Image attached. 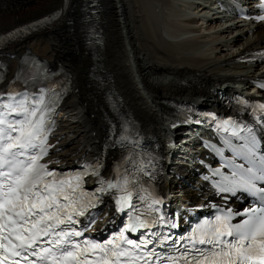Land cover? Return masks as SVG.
<instances>
[{
    "label": "bare ground",
    "instance_id": "1",
    "mask_svg": "<svg viewBox=\"0 0 264 264\" xmlns=\"http://www.w3.org/2000/svg\"><path fill=\"white\" fill-rule=\"evenodd\" d=\"M67 1L72 3L66 9L63 5ZM96 2L99 11L94 16L97 18L95 28L97 25L100 32V45L91 48L86 44L82 30L84 0H77V3L75 0H0V34L58 12L52 23L0 49L9 76L15 72L25 50L45 60L54 69L60 65L69 72L70 94L62 104L63 113L51 140L54 146L50 156L54 165H74L102 155L105 140L114 131L110 118L118 119L104 93L107 85L113 88L121 109L129 111L155 135L160 149L168 155L171 148L167 143L175 133L169 131L173 112L170 102L218 105L216 92L229 94L233 91L229 84L235 79L248 81L259 73L253 70L245 75L224 74L221 71L226 70H222L221 64L239 67L238 57L262 46L264 24L252 27L254 32L244 41L243 37L249 36L247 31L235 33L237 35L220 45V49L231 47L230 44L242 46L235 55L229 50V55H233L230 58H210L194 39L180 35L181 31L194 30L199 21L205 23V16L188 18L190 15L181 14L169 0ZM161 6L169 7V12ZM179 18L188 20V24H182ZM74 24L80 29L79 33L72 31ZM130 57L138 71L132 69ZM160 78L163 80L158 81ZM196 167L192 162L173 167V170L167 167L164 186L172 192L183 191L190 196L192 203L198 202L196 194L199 191L192 192L189 188L195 186ZM114 207L112 200L105 203L100 210L101 224L114 219Z\"/></svg>",
    "mask_w": 264,
    "mask_h": 264
},
{
    "label": "snow or ice",
    "instance_id": "2",
    "mask_svg": "<svg viewBox=\"0 0 264 264\" xmlns=\"http://www.w3.org/2000/svg\"><path fill=\"white\" fill-rule=\"evenodd\" d=\"M3 94L0 91V96ZM9 98L12 103L0 104V264H20L21 259L27 264H36L35 260L29 259L30 256H36L42 262L48 261L49 264H113V258L119 264L120 258L126 257L131 264V252L121 250L113 241H108V244L113 245L112 249L87 241L82 247L81 243L71 239L81 236V231L61 227L77 224L74 216H83L91 201L77 208L79 201L72 198L65 190V185L75 193L79 183L72 187L71 181L58 180L55 173L47 169V165L39 162L47 153L44 147L46 137L43 136L44 112L40 111L39 119L33 122L32 117L38 115L37 109L30 110L24 100H16L15 95ZM39 103L43 104L44 101L41 99ZM260 108L264 109V105H260ZM12 114L22 119L9 120L8 116ZM37 148L38 152L35 151ZM249 172L252 170L249 169ZM74 179L79 181L80 178ZM254 180H264V169H261L260 176L252 174L241 180L238 186L255 196L260 206L241 214L246 217L241 222L231 223L233 214L229 213L217 216L215 221L205 222V225L194 230L189 238L193 248L186 249V253L195 254H191L190 259L188 255H182L180 259L185 260V264H264V189H256ZM115 187L116 184H108L110 189ZM221 190L235 191L227 188ZM132 195V192L127 191L117 201L121 211L132 207ZM61 199L67 203H61ZM160 202L152 201L153 204ZM150 227L140 215L127 225L131 231ZM171 227L175 228L176 225L172 224ZM50 236L55 237L47 241L52 247L37 248L43 237ZM118 239L126 240L132 249L141 247L126 239L123 232ZM147 243H144V247H147ZM196 244L209 247L196 248ZM97 250L102 254L99 259L87 258L88 253ZM150 258L151 254L144 259Z\"/></svg>",
    "mask_w": 264,
    "mask_h": 264
},
{
    "label": "rangeland",
    "instance_id": "3",
    "mask_svg": "<svg viewBox=\"0 0 264 264\" xmlns=\"http://www.w3.org/2000/svg\"><path fill=\"white\" fill-rule=\"evenodd\" d=\"M102 1V0H101ZM71 1H67V4L66 5H63V7L64 8H69L70 7V5H71ZM75 3H77V0H75ZM101 5H102V2H101ZM75 10H74V21H75V11H76V7H77V4H75ZM189 11H190V14L188 13V15H191V16H194L195 15V17H199V16H201V15H203L205 12H199L198 10H191V9H189ZM194 13V14H193ZM207 13V12H206ZM193 14V15H192ZM199 15V16H198ZM63 22H66V19H64L63 20ZM229 23L227 22V21H225V22H222V23H218V24H216L215 25V27H212V28H207V27H205L204 26V23H202V21H199L198 22V24H196V25H194V26H196V30H192L191 32H189L188 34H186L185 36H189V37H191L192 39H194L195 41H196V44L197 45H199V43L200 44H202V43H207V42H210V44H209V46L208 47H206V49H205V53H206V55L208 56V57H210V58H217V57H220V59H224V58H227L228 56H230L229 55V50H231L232 52H234V51H237V49L239 48V46H231V47H222L221 49L219 48L220 47V45H222V43H224V42H226V41H229L232 37H234L236 34L235 33H239L238 31H233L232 33L231 32H229V30L228 29H226V27H227V25H228ZM76 24H74V26H73V28L72 29H74V30H72V31H77L78 33H79V30L80 29H78L77 28V26H75ZM221 27V28H220ZM77 28V29H76ZM199 28V29H198ZM238 28L239 29H244V30H246L247 29V26H238ZM103 29V28H102ZM220 29V30H219ZM199 31V32H198ZM216 31H217V33H216ZM218 31H221V32H218ZM195 32V33H194ZM192 33V34H191ZM204 34L203 36H202V34ZM198 34H200V35H198ZM216 34V35H215ZM197 36V37H196ZM209 36V37H208ZM202 37V38H201ZM206 37V38H205ZM208 37V38H207ZM211 37V38H210ZM247 37H249L248 35H247ZM247 37H244V39L245 38H247ZM210 38V39H209ZM78 39H79V37H78ZM205 39V40H204ZM244 39H243V41H244ZM208 40V41H207ZM204 41V42H203ZM198 42V43H197ZM129 48V47H128ZM227 51H226V50ZM130 51V53H131V50L130 49H128V52ZM219 51V52H218ZM219 53V54H218ZM228 54V55H227ZM213 56V57H212ZM226 56V57H225ZM133 59V58H132ZM131 59V57H130V64H131V66L133 67L132 69L133 70H136L135 69V66H134V63H133V60ZM63 64V63H62ZM64 68H65V70H66V72L67 73H69L68 72V70L66 69V67L64 66ZM222 70H226V72H224V71H221V73H224V74H232V73H246L247 71H249V69H241V68H239V69H233L232 68V65L230 66V67H227V66H223V68H222ZM136 71H138V69L136 70ZM86 74H87V72H86ZM85 74V75H86ZM137 75H138V72H137ZM106 77H108V75H105ZM156 77H158V76H156ZM104 79H106V81H107V83H108V79L107 78H104ZM160 80H163V79H158V81H160ZM106 87H111V86H109V85H107ZM146 92V91H145ZM147 93V92H146ZM93 95L94 94H92V100L94 101V97H93ZM73 121H74V119H72Z\"/></svg>",
    "mask_w": 264,
    "mask_h": 264
}]
</instances>
